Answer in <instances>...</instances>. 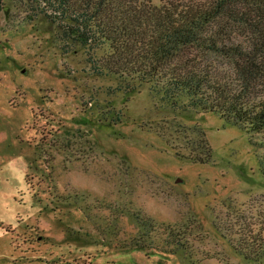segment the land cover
<instances>
[{"label": "rangeland", "instance_id": "374dc122", "mask_svg": "<svg viewBox=\"0 0 264 264\" xmlns=\"http://www.w3.org/2000/svg\"><path fill=\"white\" fill-rule=\"evenodd\" d=\"M4 2L0 264H251L229 240L264 230V132L113 90L84 48L50 40L44 14L25 20L20 0ZM197 132L207 163L175 153ZM136 214L152 219L145 235Z\"/></svg>", "mask_w": 264, "mask_h": 264}, {"label": "trees", "instance_id": "16d2710c", "mask_svg": "<svg viewBox=\"0 0 264 264\" xmlns=\"http://www.w3.org/2000/svg\"><path fill=\"white\" fill-rule=\"evenodd\" d=\"M4 6L0 0V12ZM20 9L25 20L44 14L55 26L50 40L63 52L84 48L92 71L118 81L113 90L146 88L175 113L213 114L247 133L264 132V0H20ZM197 133L189 153H175L207 163L212 149ZM139 216L145 235L152 219ZM233 238L249 263L264 264L262 228ZM179 239L171 252L181 250Z\"/></svg>", "mask_w": 264, "mask_h": 264}]
</instances>
